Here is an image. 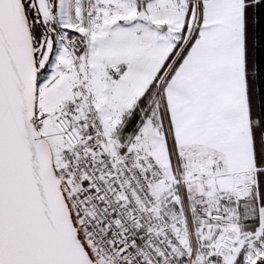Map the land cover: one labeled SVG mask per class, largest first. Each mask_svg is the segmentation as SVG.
<instances>
[{"label": "snow or ice", "instance_id": "6c2138e0", "mask_svg": "<svg viewBox=\"0 0 264 264\" xmlns=\"http://www.w3.org/2000/svg\"><path fill=\"white\" fill-rule=\"evenodd\" d=\"M0 264H264V0H0Z\"/></svg>", "mask_w": 264, "mask_h": 264}]
</instances>
